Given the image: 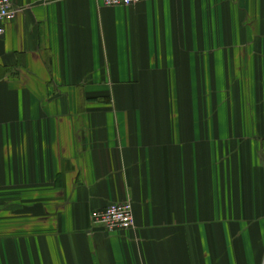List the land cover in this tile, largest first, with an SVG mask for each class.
Wrapping results in <instances>:
<instances>
[{
	"label": "crops",
	"instance_id": "obj_1",
	"mask_svg": "<svg viewBox=\"0 0 264 264\" xmlns=\"http://www.w3.org/2000/svg\"><path fill=\"white\" fill-rule=\"evenodd\" d=\"M11 1L0 264H264V0Z\"/></svg>",
	"mask_w": 264,
	"mask_h": 264
},
{
	"label": "built area",
	"instance_id": "obj_2",
	"mask_svg": "<svg viewBox=\"0 0 264 264\" xmlns=\"http://www.w3.org/2000/svg\"><path fill=\"white\" fill-rule=\"evenodd\" d=\"M149 0H101L105 7H132ZM18 11L11 0H0V36L5 32V25L16 18ZM92 225L100 226L105 231H124L133 227V209L130 202L116 203L90 214Z\"/></svg>",
	"mask_w": 264,
	"mask_h": 264
},
{
	"label": "rangeland",
	"instance_id": "obj_3",
	"mask_svg": "<svg viewBox=\"0 0 264 264\" xmlns=\"http://www.w3.org/2000/svg\"><path fill=\"white\" fill-rule=\"evenodd\" d=\"M224 157H227V153H226V151H225V153L223 154L222 153V155H221V158H222V165H226V161H225V159H224ZM224 173V172H223Z\"/></svg>",
	"mask_w": 264,
	"mask_h": 264
}]
</instances>
